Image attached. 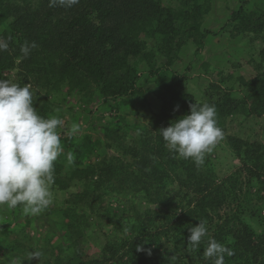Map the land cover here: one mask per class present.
Wrapping results in <instances>:
<instances>
[{"label": "trees", "instance_id": "trees-1", "mask_svg": "<svg viewBox=\"0 0 264 264\" xmlns=\"http://www.w3.org/2000/svg\"><path fill=\"white\" fill-rule=\"evenodd\" d=\"M240 2L222 30L243 35L253 54L264 45V11ZM211 11L212 0H79L71 8L49 7V0H0V39L9 44L0 52V79L30 84L41 116L61 118L52 99L64 95L78 94L82 103L99 104L102 111L135 105L137 97L144 105L150 91L160 104L153 126L138 127L133 144L123 126L115 129L109 122L105 142L88 132L61 133L64 150H73L75 158L68 171L55 162L51 190L68 194L61 210L56 203L44 213H59L65 233L55 243L41 236L29 246V234H17L11 225L30 218L20 207H5L12 220L0 224V264L11 258L23 264H210L203 260L209 238L233 251L225 264H264V146L230 127L232 118L264 117V47L261 62L251 61L253 78L231 73L213 81L203 103L188 92V74L173 68L185 46L195 45L198 54L215 34L204 29ZM25 41L38 44L28 58L20 51ZM235 77L237 92L226 85ZM143 79L158 88L145 89ZM194 103L216 108L221 142L240 165L229 176H219L216 148L197 167L191 159L174 158L165 146L159 130L190 114ZM110 149L117 155L106 154ZM86 155L89 164L82 162ZM199 221L209 231L194 248L187 238ZM93 236L102 243L97 257L85 248ZM33 250L43 253L40 260L26 259Z\"/></svg>", "mask_w": 264, "mask_h": 264}, {"label": "clouds", "instance_id": "clouds-1", "mask_svg": "<svg viewBox=\"0 0 264 264\" xmlns=\"http://www.w3.org/2000/svg\"><path fill=\"white\" fill-rule=\"evenodd\" d=\"M79 0H49V7L71 8ZM9 44L0 39V52ZM38 44L35 41L21 46V53L28 58ZM35 93L30 84L20 86L8 79H0V207L21 208L25 216H37L53 202L51 190L54 184L55 162L63 153L61 131L63 119L45 118L34 107ZM177 106V110H178ZM80 130L72 124L69 136ZM160 134L174 158L191 159L197 167L204 164L205 156L213 151L223 139V131L218 126L214 105L194 103L190 114L184 115L161 128ZM69 164L74 162L72 153L67 154ZM204 221L189 228L188 244L198 247L208 236ZM143 251L142 245H137ZM151 251L149 250V255ZM43 253L31 251L27 260L38 259ZM233 251L214 238H209L203 250V260L210 264H225V256ZM24 260L11 258L9 264H23Z\"/></svg>", "mask_w": 264, "mask_h": 264}, {"label": "rangeland", "instance_id": "rangeland-1", "mask_svg": "<svg viewBox=\"0 0 264 264\" xmlns=\"http://www.w3.org/2000/svg\"><path fill=\"white\" fill-rule=\"evenodd\" d=\"M240 1L246 2L248 10L264 11V0H212V11L205 20L204 29L215 34L207 37L205 48L198 54L196 53L195 45L189 44L185 46L181 50L179 59L173 67L178 73H187L191 78L187 83V90L197 102H204V93L213 81L227 77L231 73L244 76L246 80H250L256 75L254 68L250 64L252 60L256 63L261 62L260 48L264 47V45H261L262 47L254 50L253 54H251L248 40L243 35L234 38L228 32L222 30V27L230 19L232 13L240 7ZM149 45L150 47L154 46L153 42H149ZM140 69L146 68L142 66ZM140 85L149 90L158 88L156 83H147L144 79L141 80ZM226 85L228 89H236L235 92L240 90L237 77L229 80ZM236 95L240 96L241 92H238ZM52 100L57 105L56 108H61V112L58 111L61 114V119L64 121V127L60 129L61 133L67 135L71 130V125L75 123L80 126L77 134L88 132L93 137V140L99 139L102 142H105L106 138L104 126L107 124L106 122H109L115 129L123 126L122 130L128 135L129 143H135L139 139V133L136 129L138 127L153 126L151 117L160 108L159 102L151 91L147 94V102L144 105H141V99L137 97L135 105L119 104L118 106L116 104L113 110L107 108L105 111L100 109L99 104L85 105L78 94L73 96L64 95L60 99L56 96ZM122 117L126 119L124 120ZM77 118H79L78 121L76 120ZM230 121V127L233 128L232 132L234 134L239 135L245 140L257 141L264 146V117L260 119L236 117ZM98 147L100 152H102V147ZM215 148L219 176L221 178L229 176L240 166L239 161L228 147L224 146L223 142H218ZM68 153H72L75 158L73 150L66 151L64 147L63 153L58 158L66 171L70 170L73 166V163L69 164L67 161ZM106 154L115 156L117 155V151L116 149H110L107 150ZM82 162L89 164V156L82 157ZM52 193L53 202L49 206V209L56 208L57 203L60 206L57 210H61L62 202L68 193L53 190ZM27 217L30 218V223L16 225L13 222L11 228L16 227L17 234L19 232L29 234L31 237L28 243L29 246L34 245V238L39 241L41 236L49 239V241L45 240L46 243H55L65 233L67 223L62 218L60 219L59 213L46 216L42 212L37 216ZM11 220L12 216L5 210V207H0V224H9ZM93 231L94 229L90 232ZM40 242L45 243L42 240ZM85 248L91 256L97 257L100 248H102V243L93 236L85 242Z\"/></svg>", "mask_w": 264, "mask_h": 264}]
</instances>
